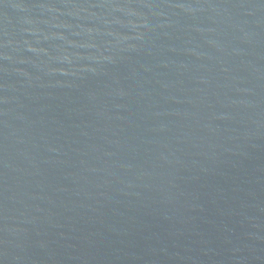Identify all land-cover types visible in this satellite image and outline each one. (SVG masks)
Returning a JSON list of instances; mask_svg holds the SVG:
<instances>
[{
	"label": "water",
	"instance_id": "water-1",
	"mask_svg": "<svg viewBox=\"0 0 264 264\" xmlns=\"http://www.w3.org/2000/svg\"><path fill=\"white\" fill-rule=\"evenodd\" d=\"M0 264H264V0H0Z\"/></svg>",
	"mask_w": 264,
	"mask_h": 264
}]
</instances>
